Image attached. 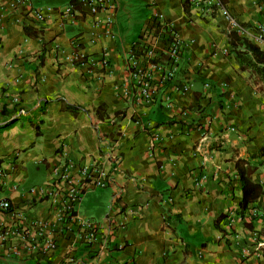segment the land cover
Returning a JSON list of instances; mask_svg holds the SVG:
<instances>
[{
    "label": "crops",
    "instance_id": "1",
    "mask_svg": "<svg viewBox=\"0 0 264 264\" xmlns=\"http://www.w3.org/2000/svg\"><path fill=\"white\" fill-rule=\"evenodd\" d=\"M221 1L242 27H264V0ZM156 17L184 49L174 88L146 101L126 66ZM229 31L223 13L200 19L182 0H110L95 15L77 0H0V201L10 204L0 225L12 231L0 264H264V195L241 213L235 166L247 161L264 191V79L249 54L233 53ZM96 162L110 180L82 186L74 214L99 234L86 244L75 220L59 218L69 190L59 175L70 165L78 179ZM36 221L56 244L49 256L13 235L34 234Z\"/></svg>",
    "mask_w": 264,
    "mask_h": 264
},
{
    "label": "built area",
    "instance_id": "2",
    "mask_svg": "<svg viewBox=\"0 0 264 264\" xmlns=\"http://www.w3.org/2000/svg\"><path fill=\"white\" fill-rule=\"evenodd\" d=\"M21 2L22 0H18ZM80 6L87 9L92 15L105 11L110 3V0H77ZM189 8L192 15L198 16L200 19H209L215 12H221L229 23L230 31L235 32L239 37L246 39L250 43H257L264 46V27L257 26L254 30H249L239 25L233 17L227 13L221 0H182ZM29 13L32 14L38 21H44V14L33 8L30 5ZM76 13L75 7L70 5L61 10L64 17H72ZM184 49L183 42L178 38L175 31L170 25H167L161 18H153L142 29L138 40L132 45L127 58V73L132 81L133 87L140 99L149 101L157 94L159 87L175 86V75L179 67L180 58ZM78 66L88 67L89 62L76 58ZM103 65L106 64L103 59ZM156 71L160 74V79L157 84H154L152 72ZM174 88V87H173ZM188 86H184L181 91H186ZM15 99H19L16 97ZM230 131L235 132L234 129ZM157 137L151 140V147L155 145ZM206 137L199 140L195 152L201 153L204 149ZM113 152V149H110ZM66 165V164H65ZM65 169L59 179L65 181L69 186V190L64 195L60 202L58 211L60 220L71 222L75 220L80 227L78 237L81 242L86 244L94 243L98 240L99 234L97 227L89 221L77 220L74 211L75 206L80 200L81 189L84 185H91L97 188L107 187L110 180V172L108 167L100 163H93L87 167H83L79 172L78 179H73L68 168ZM33 193V190L30 191ZM56 193L48 192L49 198H54ZM0 210L9 211L10 204L7 201H0ZM46 223L36 221L32 223L31 228L34 234L29 235L28 230L16 229L13 231L22 240V246L27 252L38 251L43 256H49L56 250V244L53 240L46 236ZM12 231L0 225V237L5 234H11ZM132 264V263H128Z\"/></svg>",
    "mask_w": 264,
    "mask_h": 264
},
{
    "label": "trees",
    "instance_id": "3",
    "mask_svg": "<svg viewBox=\"0 0 264 264\" xmlns=\"http://www.w3.org/2000/svg\"><path fill=\"white\" fill-rule=\"evenodd\" d=\"M72 1L74 2V0H71V2ZM229 38L233 53L238 57L249 54L253 59L255 70L261 74L264 79V51H261L256 45L251 44L246 39L239 37L235 32H230ZM6 116V110L3 108L0 111V118H5ZM235 166L242 193L239 202V208L242 213L246 212L250 205L254 204L262 195H264V191L259 184H256L251 180V175L254 170L250 167L247 161L237 160Z\"/></svg>",
    "mask_w": 264,
    "mask_h": 264
}]
</instances>
